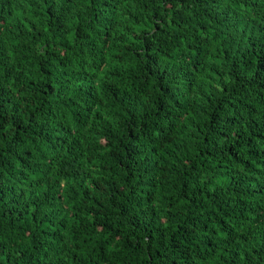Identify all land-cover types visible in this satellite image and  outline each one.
Instances as JSON below:
<instances>
[{"label": "trees", "instance_id": "obj_1", "mask_svg": "<svg viewBox=\"0 0 264 264\" xmlns=\"http://www.w3.org/2000/svg\"><path fill=\"white\" fill-rule=\"evenodd\" d=\"M0 264H264V0H0Z\"/></svg>", "mask_w": 264, "mask_h": 264}]
</instances>
